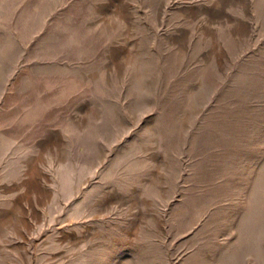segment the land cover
<instances>
[{"label": "rangeland", "instance_id": "374dc122", "mask_svg": "<svg viewBox=\"0 0 264 264\" xmlns=\"http://www.w3.org/2000/svg\"><path fill=\"white\" fill-rule=\"evenodd\" d=\"M0 264H264V0H0Z\"/></svg>", "mask_w": 264, "mask_h": 264}]
</instances>
